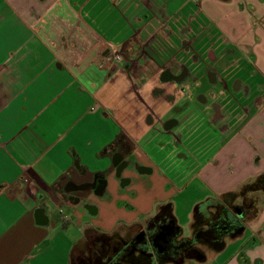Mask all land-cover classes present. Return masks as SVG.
Instances as JSON below:
<instances>
[{"label": "crops", "instance_id": "crops-1", "mask_svg": "<svg viewBox=\"0 0 264 264\" xmlns=\"http://www.w3.org/2000/svg\"><path fill=\"white\" fill-rule=\"evenodd\" d=\"M262 174L264 0H0V264H76L161 211L187 241ZM261 207L182 264H264Z\"/></svg>", "mask_w": 264, "mask_h": 264}, {"label": "flooded vegetation", "instance_id": "flooded-vegetation-1", "mask_svg": "<svg viewBox=\"0 0 264 264\" xmlns=\"http://www.w3.org/2000/svg\"><path fill=\"white\" fill-rule=\"evenodd\" d=\"M256 185L264 191V174L257 178ZM227 205L221 209L216 206L212 214L208 213L207 205L202 206L187 241L177 242L178 231L168 214L161 211L145 228L132 229L126 237L117 234L91 237L85 249L76 254L75 263L182 264L199 251L198 247L217 244L221 237L242 231L244 221L255 214L251 200L242 199L239 206Z\"/></svg>", "mask_w": 264, "mask_h": 264}, {"label": "rangeland", "instance_id": "rangeland-1", "mask_svg": "<svg viewBox=\"0 0 264 264\" xmlns=\"http://www.w3.org/2000/svg\"><path fill=\"white\" fill-rule=\"evenodd\" d=\"M247 182H248L247 188H249V189H247L245 193L243 192V194H242V192H240L241 191V189H240L237 192V194H236L237 196H233V197L228 198V200L231 199L230 202H229V204L227 205L228 207H230L231 205L239 206V205H241L242 199H246V200H251L252 201L253 211L256 212V211H258L259 209L262 208L261 206L264 205V191H262L260 189V187H258L256 185L257 179H253V180H250L249 179L245 183H247ZM238 188H240V186ZM238 194H242V195H238ZM180 224H183V221L182 220L180 221ZM184 226H185V228H184L185 235H188V229H187L186 223H184L183 227ZM239 245L236 244V245L230 247V250L229 251H233L234 248L238 247ZM239 257H237L235 261H237V262L243 261L242 258H244V260H246V257L247 256L245 257V255L243 254V251H242L240 253V256ZM229 259L230 258H229V252H228V253L224 254L222 257H220L217 261L213 262L212 264H220L222 262H227Z\"/></svg>", "mask_w": 264, "mask_h": 264}, {"label": "built area", "instance_id": "built-area-1", "mask_svg": "<svg viewBox=\"0 0 264 264\" xmlns=\"http://www.w3.org/2000/svg\"><path fill=\"white\" fill-rule=\"evenodd\" d=\"M124 61L125 58L124 56H122L120 52H118L117 50H112L110 64L112 65L123 64ZM59 212L60 214L63 213L61 210Z\"/></svg>", "mask_w": 264, "mask_h": 264}, {"label": "trees", "instance_id": "trees-1", "mask_svg": "<svg viewBox=\"0 0 264 264\" xmlns=\"http://www.w3.org/2000/svg\"><path fill=\"white\" fill-rule=\"evenodd\" d=\"M256 179H257V178H256ZM247 185H248V182H247V183H244L243 185H241L240 188H238V189H237L236 191H234V192H228V193H225V194L221 195V199H222L223 201H228V198L233 197V196H237L236 194H237V192H238L240 189H241L240 192H242V194H243V192L245 193L246 190L249 189V188H247ZM242 194H238V195H242Z\"/></svg>", "mask_w": 264, "mask_h": 264}, {"label": "clouds", "instance_id": "clouds-1", "mask_svg": "<svg viewBox=\"0 0 264 264\" xmlns=\"http://www.w3.org/2000/svg\"><path fill=\"white\" fill-rule=\"evenodd\" d=\"M145 87H148L149 91L151 90V85H145Z\"/></svg>", "mask_w": 264, "mask_h": 264}]
</instances>
